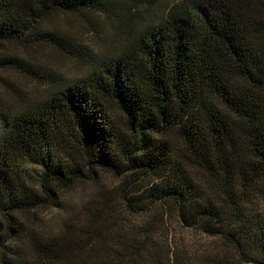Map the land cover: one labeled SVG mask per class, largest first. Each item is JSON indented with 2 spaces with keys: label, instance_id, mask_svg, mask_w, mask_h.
<instances>
[{
  "label": "trees",
  "instance_id": "obj_1",
  "mask_svg": "<svg viewBox=\"0 0 264 264\" xmlns=\"http://www.w3.org/2000/svg\"><path fill=\"white\" fill-rule=\"evenodd\" d=\"M84 12L116 20L123 41L92 56L43 25ZM14 42L84 73L37 76L2 52ZM0 67L44 93L0 97V264H186L161 240L167 216L227 248L206 264H264V0H0ZM99 172L122 179L120 201L144 224L99 208L53 235L22 220Z\"/></svg>",
  "mask_w": 264,
  "mask_h": 264
},
{
  "label": "rangeland",
  "instance_id": "obj_2",
  "mask_svg": "<svg viewBox=\"0 0 264 264\" xmlns=\"http://www.w3.org/2000/svg\"><path fill=\"white\" fill-rule=\"evenodd\" d=\"M44 27L58 33L79 45L81 51L92 56H101L107 49H114L123 41L125 33L116 20L97 13L57 14L45 20ZM5 54L21 56L30 61L37 76L46 72L64 78L82 75L86 64L47 46H26L21 43L6 44ZM41 78L36 79L19 70L0 67V97L13 104H22L44 95ZM121 178L107 172H99L95 182H77L69 189L60 191L61 206L58 208H38L34 215L23 214L22 220L29 227L43 234L53 235L76 229L87 223L95 208L109 215L115 222L139 226L149 219V215L130 214L119 198L118 187ZM164 243H168L186 264H206L205 260L214 251L228 253L217 239L209 238L196 229H187L174 216L165 218L161 229Z\"/></svg>",
  "mask_w": 264,
  "mask_h": 264
}]
</instances>
